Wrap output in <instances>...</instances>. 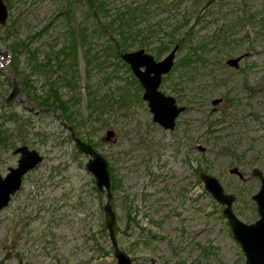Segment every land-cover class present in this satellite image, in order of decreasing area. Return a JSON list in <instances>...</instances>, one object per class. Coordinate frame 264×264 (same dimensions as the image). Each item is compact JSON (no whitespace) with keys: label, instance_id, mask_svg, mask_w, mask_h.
Here are the masks:
<instances>
[{"label":"rangeland","instance_id":"rangeland-1","mask_svg":"<svg viewBox=\"0 0 264 264\" xmlns=\"http://www.w3.org/2000/svg\"><path fill=\"white\" fill-rule=\"evenodd\" d=\"M5 1L0 49L9 53L0 56V130L10 137H0V172L18 165L14 150L21 145L44 160L0 211V264H118L105 224L106 193L86 168L89 156L75 146L67 128L74 125L116 179L118 241L133 264H245L224 205L199 173L216 176L235 195L233 209L243 222L260 218L253 196L261 181L252 171L264 172V0H182L170 13L150 6L146 18L163 27L147 52L155 56L176 25V40L191 35L190 45L170 43L157 58L180 45L160 86L186 107L174 130L153 120L132 70L108 39L94 36L99 18L87 0ZM138 1L105 0L110 12L100 16L106 21ZM71 36L76 60L61 51ZM191 45L200 47L193 57L200 60L185 66ZM239 57L237 67L228 64ZM15 83L20 93L7 103ZM216 99L222 101L215 105ZM95 104L105 113L93 112ZM110 129L115 137L107 141Z\"/></svg>","mask_w":264,"mask_h":264},{"label":"water","instance_id":"water-1","mask_svg":"<svg viewBox=\"0 0 264 264\" xmlns=\"http://www.w3.org/2000/svg\"><path fill=\"white\" fill-rule=\"evenodd\" d=\"M9 18V9L5 0H0V25H5ZM180 45H176L165 57L157 60L156 57L141 48L124 52L121 58L126 62L134 76L138 79L144 89L143 99L148 103L153 120L167 130H174L176 120L185 111L184 106H179L174 96L167 95L160 90L163 78L168 75L175 65L176 55ZM8 52L0 50V56ZM241 57L229 59L230 66L237 67ZM20 93V87L14 84L12 92L6 99L11 103ZM221 99H216L213 104H218ZM72 138L75 141L77 150L89 156L86 168L91 172L96 180L97 188L100 192H106L107 201L103 207L105 212V224L109 231V236L114 250V255L118 264H133L131 256L120 247L117 233V214L113 209L111 199V172L107 159L98 152L93 145L87 143L76 135L73 127L69 126ZM115 137V131H107L105 140L111 141ZM202 150L204 148H201ZM19 154L18 165L10 167L5 177L0 173V210L6 208L12 197L21 189L24 177L33 169L38 167L44 160V156L36 149L27 145L18 146L14 150ZM231 173H236L240 178L243 174L239 169H231ZM205 188L214 198L224 205L223 216L227 219L234 238L240 243L246 256L245 264H264V172L254 168L252 175L261 181V188L253 196L257 203V210L260 218L251 224L243 222L234 212L233 204L235 195L226 193L220 180L204 171L199 173Z\"/></svg>","mask_w":264,"mask_h":264},{"label":"trees","instance_id":"trees-1","mask_svg":"<svg viewBox=\"0 0 264 264\" xmlns=\"http://www.w3.org/2000/svg\"><path fill=\"white\" fill-rule=\"evenodd\" d=\"M181 2L182 0H140L138 2H133L118 8L115 16L113 18H110L109 16L110 19H107L106 21L102 20L103 18H101L100 16L101 14H103L104 11L107 13L110 12V10H108L107 8V4L105 0H87V5L88 8L94 11L93 12L94 15H97L99 18V19L97 18L98 25H97V30L95 31L97 34L94 36L97 37L98 40L108 39V41L106 40L107 44L110 43L108 48L111 50L112 53H114L113 55L115 57L121 59L122 62H124L123 59L121 58V55L124 52L134 50L136 47L138 49L149 48L150 47L149 41L155 36H157L158 31L163 27L161 23L155 25L150 19L148 20V18H146V15L147 16L149 15L148 13L149 9L153 5H155L154 7H156V9L170 13L174 9V7H178L181 4ZM67 14H68V18L70 19L71 13L69 10L67 11ZM187 23L188 20H186L184 24H181L182 26L180 27H185ZM177 29L179 30L180 28L177 27L176 25L171 30L169 34L171 39L169 40V42L166 41L161 42L160 46L154 49V51L156 52L155 55L156 58H160L163 55V53H165L166 50L169 49L170 43H175V44L179 43L181 47L183 46V44H187V43L189 45L191 44L189 43L190 40L188 41V39L191 36L189 32L185 33L182 38L176 40L174 35ZM83 34H84L83 38L87 39L86 33ZM105 34L107 36H105ZM85 39H84V43L86 42ZM199 48L200 47L197 46L194 47L193 45H191V47L189 48L190 54L188 55V59L185 61L184 64L185 66H191L192 63L200 60V57L193 58L198 56L197 52ZM10 49L12 51V57H13L12 68L14 69L16 74L20 75V71L15 66L16 50H14L12 47H10ZM61 51L62 53L67 55L68 58L72 57V59L76 60L79 51L77 39L71 36L70 42L64 45ZM86 53L87 52H85V55L87 56ZM124 64L128 67V69H131L126 62H124ZM132 79L133 82H136L137 86L142 90L143 88L140 82L138 81V79L134 76L133 72H132ZM122 100L125 103L126 96H123ZM68 107L69 106L67 103V106L64 109L66 110L68 109ZM92 110L93 112H97L100 115L105 113V107L100 104H95ZM67 120L72 121V119L69 117H67ZM73 128L78 129V126L74 125ZM21 134H22L21 138L26 139V135L23 132ZM0 137L2 138L4 137L2 139L3 141L10 136L4 135L3 133H1L0 130ZM112 180H113L112 187L113 189H115V187L117 186L115 182L116 179H112Z\"/></svg>","mask_w":264,"mask_h":264},{"label":"flooded vegetation","instance_id":"flooded-vegetation-1","mask_svg":"<svg viewBox=\"0 0 264 264\" xmlns=\"http://www.w3.org/2000/svg\"><path fill=\"white\" fill-rule=\"evenodd\" d=\"M162 82H163V81H162ZM143 90H144V89H143ZM176 100H177V99H176ZM221 101H222V100H221ZM177 104H178V103H177ZM178 105H179V104H178ZM179 106H180V105H179ZM184 107H185V106H184ZM185 109H186V107H185ZM177 119H178V118H177ZM176 125H177V120H176ZM68 127H69V126H68ZM68 127H67V128H68ZM175 128H176V126H175ZM164 129H165V128H164ZM68 130H69V129H68ZM73 130H74V128H73ZM166 130H167V129H166ZM69 131H70V130H69ZM74 131H75V130H74ZM70 132H71V131H70ZM71 136H72V135H71ZM80 138H81V137H80ZM87 143H88V142H87ZM90 144H91V143H90ZM91 145H92V144H91ZM27 146H28V145H27ZM16 148H17V147H16ZM16 148H15V149H16ZM94 148H95V147H94ZM32 149H33V148H32ZM78 152H79V151H78ZM87 156H88V155H87ZM87 162H88V161H87ZM8 172H9V171H8ZM30 172H31V171H30ZM0 173H1V172H0ZM1 174H2V173H1ZM6 175H7V174H6ZM6 175H3V174H2L3 177H5ZM199 177H200V175H199ZM242 178H243V177H242ZM23 181H24V179H23ZM95 181H96V180H95ZM22 185H23V184H22ZM112 185H113V180L111 179V190H113ZM96 187H97V185H96ZM97 190H98V188H97ZM98 191H99V190H98ZM18 192H19V191H18ZM18 192H17V193H18ZM101 193H102V192H101ZM105 193H106V192H105ZM13 197H14V196H13ZM13 197H12V199H13ZM112 197H113V191H112ZM11 201H12V200H11ZM11 201H10V202H11ZM111 201H112V199H111ZM9 204H10V203H9ZM112 206H113V205H112ZM4 209H5V208H4ZM113 209H114V208H113ZM223 209H224V208H223ZM0 211H2V210H0ZM115 212H116V211H115ZM234 212H235V211H234ZM117 221H118V219H117Z\"/></svg>","mask_w":264,"mask_h":264}]
</instances>
